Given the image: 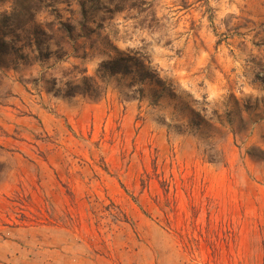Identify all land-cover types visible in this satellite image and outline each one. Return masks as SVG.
Returning <instances> with one entry per match:
<instances>
[{"label":"rangeland","instance_id":"rangeland-1","mask_svg":"<svg viewBox=\"0 0 264 264\" xmlns=\"http://www.w3.org/2000/svg\"><path fill=\"white\" fill-rule=\"evenodd\" d=\"M145 1L0 0V264H264V0ZM113 46L166 89L64 97Z\"/></svg>","mask_w":264,"mask_h":264},{"label":"trees","instance_id":"trees-1","mask_svg":"<svg viewBox=\"0 0 264 264\" xmlns=\"http://www.w3.org/2000/svg\"><path fill=\"white\" fill-rule=\"evenodd\" d=\"M125 0H122L124 2ZM127 1V0H126ZM132 2L129 4L130 8H136L137 14L140 16H144L146 19H149L150 24L148 27H152L154 23L156 25L159 24L158 20L155 18L153 4L151 2H147L145 0H139V5L136 6ZM81 15L83 21L77 22L78 29H76L74 22H61L60 26L63 30L61 36H59V40L65 47H69L72 51L77 52L79 49H82L81 41L86 43H95L97 42L98 38L100 37L99 33L93 31L87 26L86 16ZM141 25V24H139ZM151 25V26H150ZM3 35V32H0ZM17 38V37H16ZM103 40L107 41L108 39L103 38ZM4 41H0V54H6L8 51L4 50ZM12 49V48H11ZM112 49L118 53V57L112 60L103 61L99 65V69L96 75L94 76H87L85 74V70H79L81 75L80 80L78 82H68L65 87V92L63 94L64 97H72L76 94L78 95H85L88 94L94 99H98L104 92V77L116 76L120 75H130L131 79L129 81V87L137 85L141 86L142 84L148 82L151 84H155L161 88V90H165L164 81L160 79L156 71L150 66L148 61L145 59L144 56L138 53H119L118 50L113 46ZM84 55V54H83ZM48 56V55H47ZM85 56V55H84ZM82 56L81 58H83ZM78 70L76 66L72 67V70L68 72L69 74ZM68 77L76 79L73 75ZM140 93L141 90H138ZM2 148L0 147V150ZM252 150H256V148H252ZM247 154L252 158H257L255 152L249 149ZM4 162L0 158V173L4 170Z\"/></svg>","mask_w":264,"mask_h":264}]
</instances>
